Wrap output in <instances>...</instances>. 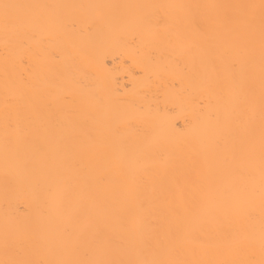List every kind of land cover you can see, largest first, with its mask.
<instances>
[{
  "label": "bare ground",
  "instance_id": "bare-ground-1",
  "mask_svg": "<svg viewBox=\"0 0 264 264\" xmlns=\"http://www.w3.org/2000/svg\"><path fill=\"white\" fill-rule=\"evenodd\" d=\"M0 264H264V0H0Z\"/></svg>",
  "mask_w": 264,
  "mask_h": 264
}]
</instances>
